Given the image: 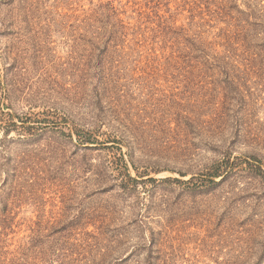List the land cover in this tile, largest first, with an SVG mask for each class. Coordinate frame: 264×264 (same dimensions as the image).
I'll return each instance as SVG.
<instances>
[{
    "label": "rangeland",
    "instance_id": "374dc122",
    "mask_svg": "<svg viewBox=\"0 0 264 264\" xmlns=\"http://www.w3.org/2000/svg\"><path fill=\"white\" fill-rule=\"evenodd\" d=\"M0 264H264V0H0Z\"/></svg>",
    "mask_w": 264,
    "mask_h": 264
},
{
    "label": "trees",
    "instance_id": "16d2710c",
    "mask_svg": "<svg viewBox=\"0 0 264 264\" xmlns=\"http://www.w3.org/2000/svg\"><path fill=\"white\" fill-rule=\"evenodd\" d=\"M220 175V173H218L217 171L215 172V173H213V174H211V176H209L208 178H207V181L208 182H215L214 180H215V177L216 176H219Z\"/></svg>",
    "mask_w": 264,
    "mask_h": 264
}]
</instances>
